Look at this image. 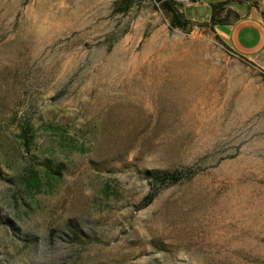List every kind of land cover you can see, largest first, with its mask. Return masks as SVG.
<instances>
[{
    "label": "rangeland",
    "instance_id": "obj_1",
    "mask_svg": "<svg viewBox=\"0 0 264 264\" xmlns=\"http://www.w3.org/2000/svg\"><path fill=\"white\" fill-rule=\"evenodd\" d=\"M0 264H264L262 68L158 0H0Z\"/></svg>",
    "mask_w": 264,
    "mask_h": 264
},
{
    "label": "crops",
    "instance_id": "obj_2",
    "mask_svg": "<svg viewBox=\"0 0 264 264\" xmlns=\"http://www.w3.org/2000/svg\"><path fill=\"white\" fill-rule=\"evenodd\" d=\"M240 1L203 0L177 9L189 25L209 24L212 16L223 18L228 11L237 13L238 17L231 15L226 23L214 25L215 30L231 49L264 71V20L256 8ZM192 7L200 12L193 14Z\"/></svg>",
    "mask_w": 264,
    "mask_h": 264
},
{
    "label": "trees",
    "instance_id": "obj_3",
    "mask_svg": "<svg viewBox=\"0 0 264 264\" xmlns=\"http://www.w3.org/2000/svg\"><path fill=\"white\" fill-rule=\"evenodd\" d=\"M158 1L160 2L162 9L169 13L171 27L185 29V27L189 25L188 21L184 20L181 13L178 11V4L168 0ZM231 15H233L234 17H238L237 13L228 11L223 18H216L215 16H212L209 24L214 26L217 24L226 23ZM183 173H185L186 179H190L195 174V172H190V169H185L184 171H182V174ZM180 176V171L159 172L152 175L151 191L144 198L141 207L143 208L151 204L160 189L172 186L175 183L179 182Z\"/></svg>",
    "mask_w": 264,
    "mask_h": 264
},
{
    "label": "built area",
    "instance_id": "obj_4",
    "mask_svg": "<svg viewBox=\"0 0 264 264\" xmlns=\"http://www.w3.org/2000/svg\"><path fill=\"white\" fill-rule=\"evenodd\" d=\"M168 1H172L178 5H186V4H193V3H197V2H201L203 0H168Z\"/></svg>",
    "mask_w": 264,
    "mask_h": 264
},
{
    "label": "water",
    "instance_id": "obj_5",
    "mask_svg": "<svg viewBox=\"0 0 264 264\" xmlns=\"http://www.w3.org/2000/svg\"><path fill=\"white\" fill-rule=\"evenodd\" d=\"M243 7H246V5H243ZM243 11V10H242Z\"/></svg>",
    "mask_w": 264,
    "mask_h": 264
}]
</instances>
